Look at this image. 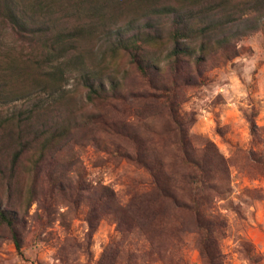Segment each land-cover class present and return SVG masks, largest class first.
Here are the masks:
<instances>
[{
	"label": "rangeland",
	"instance_id": "rangeland-1",
	"mask_svg": "<svg viewBox=\"0 0 264 264\" xmlns=\"http://www.w3.org/2000/svg\"><path fill=\"white\" fill-rule=\"evenodd\" d=\"M0 1L30 5L35 0ZM84 1L87 17L96 14V10L92 11L94 6L106 8L120 1L118 20H107L117 32L120 30L118 25L125 22L143 24L153 3L179 5L184 0ZM191 2L194 0H186L187 4ZM73 9L67 11L69 16L65 24L86 23L85 16H73ZM59 15L63 17L61 13ZM169 24L167 20L165 27ZM98 25L100 28L85 29V38L80 43L82 50L67 53L59 61V69L64 74L60 81L51 84L47 90L41 89L31 96L0 104L1 114L5 116L42 106L31 120L21 125L8 124L0 130V205L2 209L18 214L16 227L22 246L19 251L12 229L0 221V264H97L104 248L118 237L113 217L99 215L92 225L89 220L95 213L89 212L80 195L74 197L72 193L60 191L57 185L70 182L104 184L125 202L133 187L149 178L145 169L137 167L125 155L114 153V144L118 141L94 127L89 137L78 130L46 148L45 159L37 168L40 176L37 192H29L31 170L42 140H36L37 137L50 136L53 131L50 127L55 126L57 120L80 124L88 116L109 113L103 103L87 101L83 79L96 76L104 81L113 79L123 91L134 94L153 90L145 85L146 81L129 59L122 52L113 50L111 41L102 32V28L107 27L106 22ZM244 27L245 24H241L213 31L215 37L205 60L198 66L191 61L193 64L181 67L184 84L178 91L177 101L181 112L194 118L190 130L196 141L211 143L227 161L228 182L224 197H215L207 208L208 214L220 218L224 224L219 239L224 263L264 264V33L254 30L237 35V30H245ZM235 30L236 34L232 33ZM33 38L31 33L25 35L13 29L0 15V52L8 61L16 62L21 56L29 58L34 52ZM217 38L219 42L223 39L228 42L220 45ZM166 41L168 38L165 37ZM167 42L163 50H166ZM160 62L164 65L163 60ZM31 65L30 62L27 64L24 73L9 75L13 87L35 88L37 71ZM163 74L168 75L167 72ZM151 78L158 80L156 75ZM254 114L257 124L263 128L262 143L255 141L251 133L247 115ZM111 116H115L114 113H109L107 119ZM127 119L136 123L140 133L146 136L150 125L157 135L171 126L166 111L161 108L152 115L143 108L135 109ZM162 137L167 142L170 140V134ZM1 139L5 141L1 142ZM27 142L29 145L24 154L14 164L15 152ZM120 150L126 151L125 147ZM136 239L130 241L129 250L137 247ZM136 242L139 246L136 249L146 247L142 240ZM180 250L185 264H206L192 236L185 238ZM128 255L127 251L118 263L127 264ZM136 264L148 263L137 260Z\"/></svg>",
	"mask_w": 264,
	"mask_h": 264
},
{
	"label": "trees",
	"instance_id": "trees-1",
	"mask_svg": "<svg viewBox=\"0 0 264 264\" xmlns=\"http://www.w3.org/2000/svg\"><path fill=\"white\" fill-rule=\"evenodd\" d=\"M12 3L0 1V15L19 33L33 35L34 52L29 58H17L16 62L8 61L0 52V104L31 96L41 89L47 90L51 84L60 81L64 74L59 69V61L67 53L82 50L85 29L100 28L99 22H106L107 27L102 28V32L111 41L113 50L122 52L146 81L145 85L153 89L134 94L123 91L122 86L113 79L104 81V78L97 76L83 79L87 101L92 104L103 103L109 113L115 116L107 119V112L94 114L80 124L57 120L55 126L50 127L53 129L50 136L37 137L36 140H42L39 141L41 145L31 170L30 194L37 192L40 179L37 168L45 159L46 148L78 130L84 131V135L89 137L93 128H98L119 142L114 144L115 154L125 155L137 167L145 169L149 178L134 186L125 202L108 185L86 182L57 185L60 191L72 193L74 197L80 195L89 212L95 213L94 218L89 220L92 225L99 215L113 217L118 237L104 248L97 264H119L127 251V264H136L137 260L148 264H185L180 245L188 236L196 239L206 264H225L219 243L224 224L220 218L208 214L207 208L215 197H224L228 182L227 161L219 151L213 149L211 143H198L196 136L191 133L194 118L184 115L177 101L178 91L184 84L181 67L191 64V61L198 66L205 60L215 30L245 24V30H237V35L254 30L264 33V0H194L189 4L184 0L179 5L153 3L147 10L143 24L125 22L118 25L120 30L117 32L108 24L109 21L118 20L120 1L106 8L94 6L92 11L97 12L90 17L86 16L84 0H35L30 5ZM72 9L73 16H85L86 23L66 25L69 16L67 11ZM167 20L170 24L166 28ZM108 27L111 29L107 30ZM165 37L168 38V46L163 50ZM227 42L225 39L218 41L220 45ZM235 51L234 55L238 53ZM162 60L164 65L160 62ZM29 62L31 68L37 71L35 88L13 87L9 75L24 73ZM165 72L168 75L163 74ZM152 75L158 77L157 82L151 78ZM41 107L10 116L2 115L0 111V130L8 124L21 125L31 120L42 110ZM142 108L151 115L156 109L166 111L171 122L170 129L168 127L157 135L150 125L149 135L141 134L136 123L128 121L127 116L133 114L135 109ZM254 117L255 114L247 115L251 133L255 141L262 143L263 128ZM166 133L170 134L168 142L162 137ZM28 145L29 142L23 144L15 152L14 164ZM123 147L126 151L120 150ZM16 220V212L2 209L0 205V221L12 229L15 245L21 251ZM134 238L142 240L146 247L136 249L139 246L135 240L137 247L129 250V243Z\"/></svg>",
	"mask_w": 264,
	"mask_h": 264
}]
</instances>
